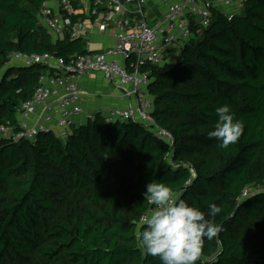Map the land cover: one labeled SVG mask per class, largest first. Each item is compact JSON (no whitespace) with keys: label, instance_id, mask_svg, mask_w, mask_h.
Listing matches in <instances>:
<instances>
[{"label":"trees","instance_id":"16d2710c","mask_svg":"<svg viewBox=\"0 0 264 264\" xmlns=\"http://www.w3.org/2000/svg\"><path fill=\"white\" fill-rule=\"evenodd\" d=\"M42 2L0 0V126L18 124L46 70L5 67L12 52H87L85 38L47 32ZM197 27L176 60L145 67L152 116L170 141L100 114L65 139L0 140V264H160L137 238L152 180L205 212L221 208V231L205 238L196 264H264V0ZM224 104L244 124L228 148L207 137ZM248 188L256 191L244 196Z\"/></svg>","mask_w":264,"mask_h":264},{"label":"built area","instance_id":"2783aa9c","mask_svg":"<svg viewBox=\"0 0 264 264\" xmlns=\"http://www.w3.org/2000/svg\"><path fill=\"white\" fill-rule=\"evenodd\" d=\"M247 1L43 0L39 23L56 40L85 38L87 52L67 59L51 53L14 51L9 55L7 68L43 65L46 70L40 74L32 97L21 102L18 124L0 126V140L34 142L46 133L65 139L74 128L100 114L106 123L138 121L170 141L171 136L157 126L152 116L154 99L148 92L151 76L145 67L168 61L172 50L195 35V26L199 33L211 24L215 11L232 20ZM109 29L114 30L115 43L92 48L91 37ZM92 72H100L108 84L122 96L134 99V103L105 111L86 108V93L80 81ZM255 191L248 188L244 196ZM153 210L150 205L141 220Z\"/></svg>","mask_w":264,"mask_h":264},{"label":"clouds","instance_id":"9594fccd","mask_svg":"<svg viewBox=\"0 0 264 264\" xmlns=\"http://www.w3.org/2000/svg\"><path fill=\"white\" fill-rule=\"evenodd\" d=\"M217 120L207 132L208 139L228 148L244 132V124L235 118L229 104L215 109ZM145 198L154 210L140 222L137 238L148 255L158 257L160 264H196L205 238L212 239L221 231L214 217L221 208L211 203L207 212L194 203L177 197L165 183L146 185Z\"/></svg>","mask_w":264,"mask_h":264},{"label":"crops","instance_id":"0c3cea01","mask_svg":"<svg viewBox=\"0 0 264 264\" xmlns=\"http://www.w3.org/2000/svg\"><path fill=\"white\" fill-rule=\"evenodd\" d=\"M113 34V29L97 31L91 37L92 48L101 49L113 45L116 41ZM80 83L82 90L86 93L83 100L85 107L88 109L105 111L114 106H125L130 102L134 103V99L122 96L108 84L100 72L87 74L81 79ZM95 94L98 96L97 99H95Z\"/></svg>","mask_w":264,"mask_h":264},{"label":"rangeland","instance_id":"374dc122","mask_svg":"<svg viewBox=\"0 0 264 264\" xmlns=\"http://www.w3.org/2000/svg\"><path fill=\"white\" fill-rule=\"evenodd\" d=\"M93 47H94V45H93ZM177 52H178V50L176 48L174 50H172L171 51V56L168 59V61H174V60H176L179 57V55H178Z\"/></svg>","mask_w":264,"mask_h":264}]
</instances>
